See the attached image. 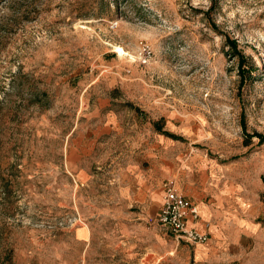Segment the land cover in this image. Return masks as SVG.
Listing matches in <instances>:
<instances>
[{
  "label": "rangeland",
  "instance_id": "obj_1",
  "mask_svg": "<svg viewBox=\"0 0 264 264\" xmlns=\"http://www.w3.org/2000/svg\"><path fill=\"white\" fill-rule=\"evenodd\" d=\"M260 136L264 0H0V264H264ZM142 173L226 193L229 241Z\"/></svg>",
  "mask_w": 264,
  "mask_h": 264
},
{
  "label": "crops",
  "instance_id": "obj_2",
  "mask_svg": "<svg viewBox=\"0 0 264 264\" xmlns=\"http://www.w3.org/2000/svg\"><path fill=\"white\" fill-rule=\"evenodd\" d=\"M138 180L140 186L139 196L144 195V197L148 200L150 199L149 197L153 199V203L157 206L155 213V215H157L162 201L163 191L160 188H157L152 190L151 193L149 189H153L152 186L154 183L151 181V178L149 176L143 173L140 175ZM191 187L192 188L188 190L191 193V196L188 194V197L193 198V200H195L199 207L200 219L197 223V228L199 229V231L208 233L210 236V240L213 243H222L229 241L226 238V230H223V227H225L226 224H223L224 222L222 220L224 219L226 222V217L229 216L227 215L229 213V210H224L226 209V206L223 201V195H225L226 193H222L223 191H218L216 193H214L213 191L209 192L208 188H206L205 185L203 187V185L201 184ZM209 195H211L212 198L206 201L204 198L208 197ZM189 225H193V222L191 220L189 221ZM203 244L206 243H198L194 248L195 258L198 260H202L206 257L205 253H207V249H205Z\"/></svg>",
  "mask_w": 264,
  "mask_h": 264
},
{
  "label": "built area",
  "instance_id": "obj_3",
  "mask_svg": "<svg viewBox=\"0 0 264 264\" xmlns=\"http://www.w3.org/2000/svg\"><path fill=\"white\" fill-rule=\"evenodd\" d=\"M199 219L198 205L186 194L180 192L172 181L166 180L163 184L161 205L154 217L155 223L185 242L207 243L210 236L197 228ZM190 220L193 225H189Z\"/></svg>",
  "mask_w": 264,
  "mask_h": 264
},
{
  "label": "bare ground",
  "instance_id": "obj_4",
  "mask_svg": "<svg viewBox=\"0 0 264 264\" xmlns=\"http://www.w3.org/2000/svg\"><path fill=\"white\" fill-rule=\"evenodd\" d=\"M117 49H118L119 52H123V49H121V48H117Z\"/></svg>",
  "mask_w": 264,
  "mask_h": 264
},
{
  "label": "trees",
  "instance_id": "obj_5",
  "mask_svg": "<svg viewBox=\"0 0 264 264\" xmlns=\"http://www.w3.org/2000/svg\"><path fill=\"white\" fill-rule=\"evenodd\" d=\"M262 139H264V136H260Z\"/></svg>",
  "mask_w": 264,
  "mask_h": 264
}]
</instances>
